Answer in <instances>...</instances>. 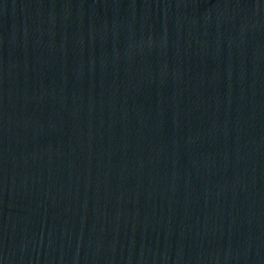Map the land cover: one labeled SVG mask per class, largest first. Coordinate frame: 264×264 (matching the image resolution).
I'll return each mask as SVG.
<instances>
[{
  "label": "water",
  "instance_id": "obj_1",
  "mask_svg": "<svg viewBox=\"0 0 264 264\" xmlns=\"http://www.w3.org/2000/svg\"><path fill=\"white\" fill-rule=\"evenodd\" d=\"M0 264H264V0H0Z\"/></svg>",
  "mask_w": 264,
  "mask_h": 264
}]
</instances>
